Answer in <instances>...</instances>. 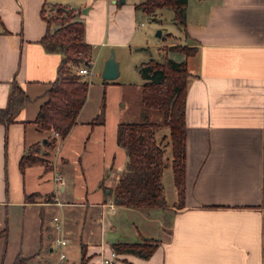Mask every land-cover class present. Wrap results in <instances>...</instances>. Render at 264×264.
Returning <instances> with one entry per match:
<instances>
[{"label": "crops", "instance_id": "crops-1", "mask_svg": "<svg viewBox=\"0 0 264 264\" xmlns=\"http://www.w3.org/2000/svg\"><path fill=\"white\" fill-rule=\"evenodd\" d=\"M119 1L0 0V108L14 82L30 97L12 122L0 123V264H12L19 253L30 264H104L115 243L144 238L158 240L150 257L115 250L114 264H264V0H188L181 32L197 52L165 49L176 40L162 46V60H186L190 71L185 198L180 204L176 182L169 198L164 182L165 207L113 199L129 160L118 127L138 120L142 109L124 103L134 82L92 78L111 47L118 53L146 45L135 42L133 28L136 4L145 0ZM59 5L75 11L97 50L90 64L75 67L92 73L81 74L90 81L88 96L65 137L36 122L62 59L41 43L58 27L42 12ZM129 53L139 101L145 79L138 67L154 52ZM164 130L159 139L169 134ZM37 144L43 159L22 168L23 155Z\"/></svg>", "mask_w": 264, "mask_h": 264}, {"label": "trees", "instance_id": "trees-1", "mask_svg": "<svg viewBox=\"0 0 264 264\" xmlns=\"http://www.w3.org/2000/svg\"><path fill=\"white\" fill-rule=\"evenodd\" d=\"M188 0H145L136 8L146 13H155L159 8L170 7L173 20L186 27ZM43 16L50 29L41 39L49 52H59L62 59L58 77L47 91L48 99L41 105L36 122L41 129H54L61 137L67 136L76 122L89 91L90 81L84 79L75 67L90 64L93 46L85 40V23L75 19V11L61 5L51 15ZM165 49L184 52L187 56L197 52V47L187 44L166 46ZM145 82L142 86L141 118L121 121L118 127V142L129 155L124 175L112 189L114 202L131 206H167L163 175L171 165L180 204L185 198L187 120L186 104L190 71L186 60L178 61L166 56L163 60L151 57L139 65ZM30 100L19 82H14L6 107L0 108V123H10L19 109ZM154 113V115H153ZM97 118L95 119L96 122ZM168 129L169 134L159 139V132ZM168 141L165 142V140ZM56 138L48 139L55 145ZM165 145V146H164ZM170 145L172 157L166 156ZM40 146L33 145L22 157L21 167L42 160L37 152ZM158 240L144 238L139 242H118L113 245L122 253H134L148 258L156 250ZM12 264H30L29 258L19 253Z\"/></svg>", "mask_w": 264, "mask_h": 264}, {"label": "rangeland", "instance_id": "rangeland-1", "mask_svg": "<svg viewBox=\"0 0 264 264\" xmlns=\"http://www.w3.org/2000/svg\"><path fill=\"white\" fill-rule=\"evenodd\" d=\"M53 13L54 12L50 13L49 15ZM173 15L174 12L170 7L159 8L155 13L150 14L144 12L142 9H139L136 19L133 20V28L136 30L135 42H143L146 45L140 47L137 45H131L130 47L125 46L120 47L118 53L115 51L116 57L120 62V70H122V73H120L119 77L116 78L117 81H126V83H128L129 81L134 82L130 85V87L127 86L129 88H127L124 103L127 104V102L129 103V101H131L134 107L137 105L138 107H141V109H143L141 103V95L139 101L138 97L135 98V95L137 94L135 87H137L136 85H138V81L135 79L136 77L134 75L138 74H135V67L132 63V56L129 53L130 49L134 51L135 55H145L148 56V58L151 56H149V54L154 52L153 56L158 60H162L163 45L167 44L168 42H172L173 40H176V43L178 44H188L192 42V39L187 38L189 39L188 42L187 39L184 38L185 35H183V33L181 32V26L173 20ZM107 23L108 22L106 20L105 24ZM94 47L95 45H93V53L94 56H96L97 50ZM92 79L95 81L104 82V79L102 77V65L100 67L99 63H97L96 75H94ZM129 89H132L131 92L129 91ZM163 130L164 129H162L161 131ZM168 148L169 147H167L166 150H168ZM167 155H169L170 157V153H167ZM164 182L167 186L168 197L172 199L175 195V179L173 168L171 165H169L165 170Z\"/></svg>", "mask_w": 264, "mask_h": 264}, {"label": "water", "instance_id": "water-1", "mask_svg": "<svg viewBox=\"0 0 264 264\" xmlns=\"http://www.w3.org/2000/svg\"><path fill=\"white\" fill-rule=\"evenodd\" d=\"M119 2L121 3L123 2V0H120ZM119 75H120V62L116 57L115 49L112 48L109 57L105 61L102 71V77L104 79L114 80L118 78Z\"/></svg>", "mask_w": 264, "mask_h": 264}, {"label": "built area", "instance_id": "built-area-1", "mask_svg": "<svg viewBox=\"0 0 264 264\" xmlns=\"http://www.w3.org/2000/svg\"><path fill=\"white\" fill-rule=\"evenodd\" d=\"M79 73L82 74V75H89L92 72H91V69L88 66H83V67L79 68ZM55 135L58 136L59 132L55 131ZM59 178H61V177H59ZM55 219H58V217H56ZM59 242L63 245V244L67 243V240L66 239H61V240H59ZM65 257H66V253L64 251H61L60 258L64 259ZM116 257H117V252L114 250V251L111 252L110 255H106L104 257L103 263L104 264H114Z\"/></svg>", "mask_w": 264, "mask_h": 264}]
</instances>
